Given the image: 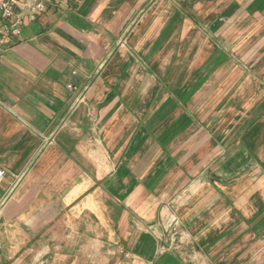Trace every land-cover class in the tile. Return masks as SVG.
Here are the masks:
<instances>
[{"label":"crops","instance_id":"0c3cea01","mask_svg":"<svg viewBox=\"0 0 264 264\" xmlns=\"http://www.w3.org/2000/svg\"><path fill=\"white\" fill-rule=\"evenodd\" d=\"M45 4L0 52V264H264V0Z\"/></svg>","mask_w":264,"mask_h":264},{"label":"built area","instance_id":"2783aa9c","mask_svg":"<svg viewBox=\"0 0 264 264\" xmlns=\"http://www.w3.org/2000/svg\"><path fill=\"white\" fill-rule=\"evenodd\" d=\"M46 0H0V52L5 41L12 37H20L22 30L28 24L38 21V18L45 12ZM67 89L70 93H77L73 100V106H77L84 99L87 93V88L79 90L75 85H68ZM89 116H92L90 113ZM6 176V170L0 168V187L1 182ZM15 181L5 191L0 201V216L4 204L8 200V196L16 188V183L21 179V176H16ZM176 229L171 233L175 236ZM178 241H181V236ZM182 243L180 242L179 245ZM117 254H123L121 250L116 251Z\"/></svg>","mask_w":264,"mask_h":264},{"label":"rangeland","instance_id":"374dc122","mask_svg":"<svg viewBox=\"0 0 264 264\" xmlns=\"http://www.w3.org/2000/svg\"><path fill=\"white\" fill-rule=\"evenodd\" d=\"M216 83V81L214 80V81H212V83L210 84V85H208V88H211V85H213V84H215ZM219 88V87H218ZM219 90V89H218ZM212 101H213V99H211ZM216 103H213V102H211V105H215Z\"/></svg>","mask_w":264,"mask_h":264}]
</instances>
